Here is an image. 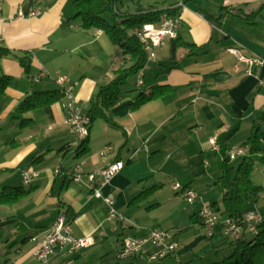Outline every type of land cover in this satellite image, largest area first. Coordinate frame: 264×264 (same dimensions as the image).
I'll return each mask as SVG.
<instances>
[{
  "label": "crops",
  "instance_id": "obj_1",
  "mask_svg": "<svg viewBox=\"0 0 264 264\" xmlns=\"http://www.w3.org/2000/svg\"><path fill=\"white\" fill-rule=\"evenodd\" d=\"M139 3L175 8L174 16L180 19L178 37H167L156 47L155 58L150 59L148 53L154 75L148 88L147 78L141 85L138 80L136 89L122 88L124 97L111 109L110 119L90 122L89 152L78 156L68 150L76 135L66 121L65 94L60 101L26 113H18L17 107L35 92L66 86L72 87L78 105L87 114L99 89L115 78L123 57L103 30L83 29L81 20L72 18L74 0H0V48L13 53L2 59L0 67V74L13 77L0 95V192L14 187L32 189L18 202L0 205V240L8 256L15 254L17 264H41L33 254L46 229L64 214L61 202L75 213L70 222L74 237L95 239L94 245L74 256L77 264H93L97 246L111 247L115 237L121 250L125 238L161 229L160 218L150 215L154 208L166 201L187 202L183 191L174 190L176 183L194 189L201 197L196 204L187 202L185 211L205 229L198 216L201 203H217L223 194L216 183L221 174L218 153L210 149V139L228 131L235 118L241 121L240 129L245 119L264 115V64L248 65L230 51L236 47L246 56H264V0ZM136 8V1L124 0L120 11L134 12ZM33 9L41 13L29 16ZM222 9L233 12L220 22L206 17V13L218 15ZM20 10L24 17L19 16ZM251 14H255L252 22L245 17ZM177 38L191 46L177 47ZM25 55L31 59L27 67L18 59ZM166 66L171 67L168 72L156 73ZM60 75L67 76L64 86L57 80ZM156 85L167 86L169 91L134 108L139 94L150 96ZM254 125L255 120L250 134ZM115 160L124 161V168L109 181L98 180L97 185L104 195L114 196L116 210L125 217L122 222L108 218L107 203L93 196L88 187L90 175ZM78 165L82 181L73 175ZM25 171L39 175L27 184ZM151 188L150 195L138 200ZM207 234L190 241L191 247ZM210 236H219L216 242L222 239L220 225ZM175 238L177 241L178 235ZM186 249L178 245L174 252L181 257ZM142 256L148 259L142 253L133 260ZM68 258L65 251L57 250L49 264Z\"/></svg>",
  "mask_w": 264,
  "mask_h": 264
},
{
  "label": "trees",
  "instance_id": "obj_2",
  "mask_svg": "<svg viewBox=\"0 0 264 264\" xmlns=\"http://www.w3.org/2000/svg\"><path fill=\"white\" fill-rule=\"evenodd\" d=\"M133 1H136L137 4L134 12H121L120 8L124 0H74L72 18H79L83 29L103 30L115 46L116 53L123 57V64L116 70L115 78L102 86L92 99L91 107L87 113L91 124L99 118L110 119L111 109L124 97L122 86L127 82L130 75L136 74L148 62V52L135 33V29L142 28L148 23H161L166 17L175 15V8H160L155 5L144 7L139 3V0ZM228 12H233V10L222 9L218 15L206 13V17L220 22L221 18ZM107 15H111V20ZM245 17L252 22L255 14L245 15ZM176 46L190 47L191 44L177 38ZM9 54L13 53L0 48V67L2 59ZM18 59L24 67L29 66L31 61L29 55L19 56ZM170 69L171 67L166 66L156 70V73L168 72ZM12 81V76L0 74V95L5 93ZM168 91L167 86L156 85L150 96L141 92L133 107H139L148 100L159 98ZM64 94V89L35 92L18 105L17 112L26 113L50 105L60 101ZM240 122L239 118H235L231 128L219 134L218 137L220 151L217 152V156L221 174L216 183L223 193L221 199L223 206L220 207L218 203H213V206L222 215L229 217H238L246 210L256 206L264 192V186L255 184L252 180V172L256 164H261L264 167V132H259L260 126H253L250 136L243 144L247 145L249 150L237 166L232 165V160L228 156V150L232 146L230 141L239 131ZM68 150H74L78 156L88 153V138L77 148L74 149V147L69 146ZM31 190L22 187L7 188L0 192V205H12L29 195ZM153 191L154 188L144 190L139 195L138 200L146 198ZM61 205L68 221L71 222L75 213L65 203L61 202ZM250 235L252 236L249 237ZM224 243L229 244L233 249L232 253L210 264H264V216L263 220L257 224L256 233L244 227L241 237L231 239L224 236L214 243L213 247L218 249Z\"/></svg>",
  "mask_w": 264,
  "mask_h": 264
},
{
  "label": "built area",
  "instance_id": "obj_3",
  "mask_svg": "<svg viewBox=\"0 0 264 264\" xmlns=\"http://www.w3.org/2000/svg\"><path fill=\"white\" fill-rule=\"evenodd\" d=\"M41 13L40 9H33L30 11L29 16H35ZM19 16L24 17L23 11H19ZM180 19L177 16L166 17L161 23H148L142 28L135 29V33L144 45V48L149 53V58H155V48L160 46L167 37H178V26ZM232 53L238 56L240 61L247 63L248 65H262L264 64V56L253 55L246 56L240 49H230ZM118 61L121 59L118 57ZM250 71V70H248ZM58 82L64 86L67 81L66 75H60ZM142 79H139L138 84L141 85ZM66 99L63 102V106L67 110V123H69L76 135V140L71 144L72 147H78L81 143L87 139L90 131V117L82 112L81 107L78 105L76 98L72 93V87L64 86ZM212 150L219 152L220 145L218 137L214 136L211 139ZM249 147L247 145L234 146L232 145L228 150V156L231 160L237 159L238 156H244L248 152ZM105 155V152H102ZM125 166V162L122 160H115L109 162L98 170L96 174L90 175V182L88 187L90 188L93 196L103 199L109 207L108 218L112 221L122 222L125 217L122 213L116 210L115 198L112 194L104 195L97 185V181L106 182L112 179L120 170ZM39 175L35 171H25L24 180L26 183L32 182V180ZM74 178L77 181H82V168L78 165L74 169ZM178 183L173 185L175 191H177ZM184 198L190 204H196L201 200V197L195 190L189 187H185ZM198 216L204 225L207 233L213 235L217 226L220 225L223 235L231 239H236L242 236L244 227L247 230L256 233L257 224L263 220L262 212L257 206L246 210L238 217H229L222 215L212 204L201 203ZM175 232L164 229H148L142 236L125 238L122 244V248L118 254L120 259H129L139 256L142 253L147 254L150 260H159L162 257L174 252L178 247L176 241ZM35 239V238H34ZM95 239L93 236H86L82 238H76L73 235L72 227L65 214H61L53 225L46 229L44 235L39 242L37 248L34 251V257L41 262V264H49V259L52 254L57 250L65 251L68 255V259L60 264H77L74 258L77 253L83 249L94 245ZM147 245H152L154 248L165 247V254H157L156 251L148 252L146 250Z\"/></svg>",
  "mask_w": 264,
  "mask_h": 264
},
{
  "label": "rangeland",
  "instance_id": "obj_4",
  "mask_svg": "<svg viewBox=\"0 0 264 264\" xmlns=\"http://www.w3.org/2000/svg\"><path fill=\"white\" fill-rule=\"evenodd\" d=\"M128 1L130 0H126V2ZM107 17L111 20V15H107ZM152 68V62L149 59L144 68L139 70L136 74H132L128 77L127 82L122 86L123 90L136 89V82L139 79L144 80V78H147L145 88H148L151 79L154 77V75L152 74ZM144 73L147 74V77L142 76ZM260 116L261 115L256 116L255 118L245 119V121L242 122L239 131L231 139V143L234 146L240 147L248 139L253 120H255V123L260 126L259 132H264V115H262V117ZM209 142L210 149L212 150L211 139ZM242 157L243 156H238L237 159L232 160V165L237 166ZM211 160L215 161V163H218L217 157L212 156ZM220 172L215 177L219 176ZM252 180L255 184L264 186V167L261 164H256V167L252 172ZM162 194H166V192H161L160 195ZM262 200L264 201V192L262 193L259 202L256 204L264 216V203L262 204L260 202ZM217 203H219L220 207L223 206L221 201H218ZM188 205L189 204L183 200H179L177 203L166 201L164 204L160 205V207L154 208V210L150 214L151 217H157L158 219L160 218L159 221L161 223H159V226H162L161 229L170 230L175 233L177 230H179L176 235H178L177 242L180 243V248H182L183 246H187L188 250L190 248L189 251L186 249L187 251L183 256L178 257L176 252H173L170 256L168 255L160 262L159 260H148L145 256H142L140 260H133V258L120 259L118 258L120 247L117 246L118 241L115 237V239L111 242V247L107 246V244H99L97 246L98 251L94 252L92 255L93 264H210L230 255L233 249L227 243L222 244L218 249H215L213 247L219 236L211 237L207 234V237L205 239L202 238L200 243L198 241L197 245L191 247L192 245L190 244V241H193L194 243L198 235L206 233V229H204L200 224H198V222H196L197 220L195 216L193 217L191 216V214H187V212L185 211V207H188ZM131 233L132 232L130 231L127 235L129 236ZM251 236L252 235H250L249 237ZM223 237L224 236H222V238ZM4 245V242L0 240V264H17L14 260L15 254L12 253L8 256V254L5 253L7 251V248ZM205 246L208 247L205 248ZM146 249H151L154 251L158 250L152 245H147Z\"/></svg>",
  "mask_w": 264,
  "mask_h": 264
},
{
  "label": "bare ground",
  "instance_id": "obj_5",
  "mask_svg": "<svg viewBox=\"0 0 264 264\" xmlns=\"http://www.w3.org/2000/svg\"><path fill=\"white\" fill-rule=\"evenodd\" d=\"M26 183V182H25ZM31 183V182H29ZM28 184V183H27ZM194 190V189H193ZM177 191H185V187H182L180 184L177 185ZM213 205V204H212ZM157 254H165V247H157ZM170 255V254H168ZM168 255H166L165 257H167ZM165 257H162V258H165Z\"/></svg>",
  "mask_w": 264,
  "mask_h": 264
}]
</instances>
